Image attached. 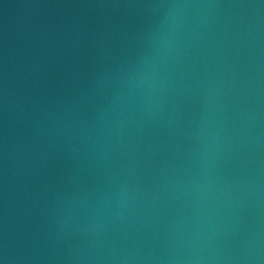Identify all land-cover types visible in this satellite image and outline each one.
<instances>
[{"label": "water", "instance_id": "1", "mask_svg": "<svg viewBox=\"0 0 264 264\" xmlns=\"http://www.w3.org/2000/svg\"><path fill=\"white\" fill-rule=\"evenodd\" d=\"M264 262V0H0V259Z\"/></svg>", "mask_w": 264, "mask_h": 264}, {"label": "clouds", "instance_id": "2", "mask_svg": "<svg viewBox=\"0 0 264 264\" xmlns=\"http://www.w3.org/2000/svg\"><path fill=\"white\" fill-rule=\"evenodd\" d=\"M204 249L201 247H194L193 254L182 258L184 264H203V262L210 259L209 256L203 254ZM243 264H264L261 261L259 245L257 243L249 242L248 248L245 250L242 257ZM0 264H7V258L0 259Z\"/></svg>", "mask_w": 264, "mask_h": 264}]
</instances>
